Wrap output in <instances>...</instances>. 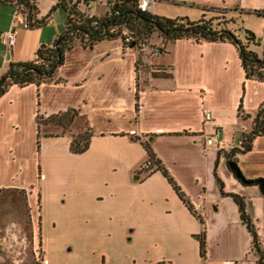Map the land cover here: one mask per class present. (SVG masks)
Wrapping results in <instances>:
<instances>
[{
    "label": "crops",
    "instance_id": "1",
    "mask_svg": "<svg viewBox=\"0 0 264 264\" xmlns=\"http://www.w3.org/2000/svg\"><path fill=\"white\" fill-rule=\"evenodd\" d=\"M95 1L87 14L99 18L106 0ZM166 4L189 10L170 14L161 8ZM209 9L233 21L236 14L264 13V0H154L149 13L196 22L213 17L203 11ZM18 13L0 6V74L11 63L33 61L41 45L60 36L53 15L40 31L26 28ZM11 28L16 42L8 47ZM259 40L249 50L261 57L264 36ZM163 47L160 58L143 54L148 64L138 68L137 52L120 39L76 46L56 72L59 83L13 86L0 97V192H25L41 264H256L251 235L228 195L243 200L264 252V197L259 187L240 184L226 159L251 131L264 83L245 79L229 43L180 40ZM69 110L78 114L76 132L37 124ZM80 121L92 136L87 151L74 155ZM216 132L222 147H206ZM145 144L182 197L162 172L141 171L150 159ZM234 159L245 180H261L264 188V137Z\"/></svg>",
    "mask_w": 264,
    "mask_h": 264
},
{
    "label": "trees",
    "instance_id": "2",
    "mask_svg": "<svg viewBox=\"0 0 264 264\" xmlns=\"http://www.w3.org/2000/svg\"><path fill=\"white\" fill-rule=\"evenodd\" d=\"M38 0H0V6H13L20 15L24 17L25 26L30 30L40 29L45 26L46 18H38ZM87 1L82 0L67 6L60 0L54 9L63 8L67 13L65 31L51 46L41 45L35 53L31 62L11 63L5 73L0 74V97L11 87L25 88L30 85L40 86L41 84L59 83L56 78L58 68L63 64L65 54L76 46L91 49L102 41L120 39L124 48L136 50L139 43H149L160 46L164 52V45L175 43L180 40H192L196 43H229L236 47L241 62V68L246 80H256L264 83V56L258 57L249 50L248 43H241L236 36L226 29L216 16L209 19L202 15L201 19L191 22L187 18L167 19L154 16L150 13H143L137 10V0H106L107 11L105 15L96 18L89 16V10H84ZM214 12V9L203 10ZM245 15L264 16V13L248 11ZM128 32L132 39L125 42L124 33ZM157 41H160L159 44ZM139 55H142L139 53ZM147 55V54H146ZM78 117L77 112L69 110L63 114L49 117L46 124L68 130ZM39 126V123H37ZM91 131L86 129L74 137L70 145V153L80 155L87 151L91 139ZM256 137H264V103L259 107L253 120L251 131L243 135L239 140L237 148L232 149L227 159L229 171L234 178L243 185L257 186L264 197V188L261 187V180H245L237 168L235 155L247 153L250 150L251 142ZM150 160L157 166L156 170L168 178L165 170L154 161V156L147 144L144 145ZM155 170V171H156ZM180 197L178 187L168 178ZM11 191H1L0 195ZM224 195V194H222ZM238 206L242 224L252 238V249L257 261L256 264H264V252L261 250L254 226L245 214L244 203L236 195H228ZM201 256L204 253V245L201 243Z\"/></svg>",
    "mask_w": 264,
    "mask_h": 264
},
{
    "label": "rangeland",
    "instance_id": "3",
    "mask_svg": "<svg viewBox=\"0 0 264 264\" xmlns=\"http://www.w3.org/2000/svg\"><path fill=\"white\" fill-rule=\"evenodd\" d=\"M59 1L60 0H38L37 9L39 18H47L48 15H53L56 24L59 26L60 35H62L65 31L67 13L63 8H56L53 10ZM64 1L67 3V6H69L68 2L70 0ZM96 2L97 1L91 2V5L95 6ZM161 8H165L164 10L170 14L187 12L189 10L187 7H173L167 4L165 6L162 5ZM194 12L195 15H199L197 14L198 11H190L189 13L194 14ZM213 14L223 25L227 24V26L234 30L241 38H244V32H251L257 39L264 36V27L262 26L264 16L257 17L255 15L236 14L233 18L234 20H231V22L228 21L226 17L222 16L224 14L223 12H213ZM39 30L47 29L43 27ZM142 55L136 53V64L138 68H144V63L148 61L147 58H145L146 62H144ZM157 58L160 57L157 56L156 59ZM148 59L152 60V57H148ZM80 122L82 132H84L86 127L82 121ZM38 123L40 127L47 126L45 121L40 118H38ZM71 130H74V125L64 132L69 133ZM74 132H76V130H74ZM47 133L49 135H54L56 129L50 125L47 128ZM26 200V194L23 191L12 190L10 193L6 192L0 195V256L3 259L2 264H41L42 254L37 231V222L33 224Z\"/></svg>",
    "mask_w": 264,
    "mask_h": 264
},
{
    "label": "built area",
    "instance_id": "4",
    "mask_svg": "<svg viewBox=\"0 0 264 264\" xmlns=\"http://www.w3.org/2000/svg\"><path fill=\"white\" fill-rule=\"evenodd\" d=\"M87 1V5L84 6V10H91V2H94L95 0H85ZM154 3V0H137V10L143 13H149L150 6ZM107 9V7H106ZM19 15V13H18ZM16 29L11 28L5 35H4V42L6 46L12 47L15 45L16 42ZM125 42L129 43L132 41V39L129 37L128 32L124 33ZM137 54H147L149 57H155L159 56L163 53V49L160 46H155L149 43H139L136 50ZM204 121H209L211 119V116L208 111L203 112ZM218 133L216 132L214 136H211V138H207L204 141V145L206 147L212 146L215 144L218 148L222 147L221 142L216 141L215 137ZM156 166L153 164L152 160L148 159L141 167V171L146 173H152L156 170ZM192 207H195V204L192 203Z\"/></svg>",
    "mask_w": 264,
    "mask_h": 264
},
{
    "label": "water",
    "instance_id": "5",
    "mask_svg": "<svg viewBox=\"0 0 264 264\" xmlns=\"http://www.w3.org/2000/svg\"><path fill=\"white\" fill-rule=\"evenodd\" d=\"M244 35L246 42H251L255 46H258L260 44V40L257 39L251 32H244ZM261 187H263V184H261Z\"/></svg>",
    "mask_w": 264,
    "mask_h": 264
},
{
    "label": "flooded vegetation",
    "instance_id": "6",
    "mask_svg": "<svg viewBox=\"0 0 264 264\" xmlns=\"http://www.w3.org/2000/svg\"><path fill=\"white\" fill-rule=\"evenodd\" d=\"M244 43H248V47H249V45H252V43H251V42H244Z\"/></svg>",
    "mask_w": 264,
    "mask_h": 264
}]
</instances>
